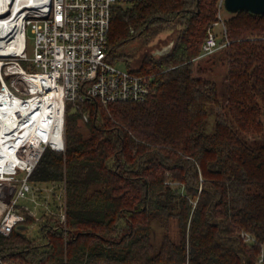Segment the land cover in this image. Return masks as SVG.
Wrapping results in <instances>:
<instances>
[{
	"label": "trees",
	"instance_id": "trees-1",
	"mask_svg": "<svg viewBox=\"0 0 264 264\" xmlns=\"http://www.w3.org/2000/svg\"><path fill=\"white\" fill-rule=\"evenodd\" d=\"M218 11L219 0L113 6L108 58L151 76L150 94L107 106L66 102L65 150L47 146L28 178L32 185L63 183L66 224L56 203L54 215L40 216L38 236L19 227L0 235L1 257L39 264H264V13H231L227 36L219 25L220 43L229 42L201 54ZM168 29V43L137 64L120 52L137 37L149 44ZM221 68L222 96L208 75ZM211 113L213 132L206 130Z\"/></svg>",
	"mask_w": 264,
	"mask_h": 264
},
{
	"label": "built area",
	"instance_id": "built-area-1",
	"mask_svg": "<svg viewBox=\"0 0 264 264\" xmlns=\"http://www.w3.org/2000/svg\"><path fill=\"white\" fill-rule=\"evenodd\" d=\"M135 1L141 0H33L29 5L23 6L22 38L17 40L13 38L9 42L11 46L19 45L21 48L0 54V103L4 107L3 111L14 105L13 109L16 110L12 109V111L17 112L16 107L20 104L23 106V100L40 92L39 90L32 91L31 88L33 84L31 79L38 73L43 74L49 83L51 82L52 85L62 90L64 113L67 101L79 105L86 99H96L102 105L107 106L119 101L144 100L151 91V76L121 68L108 58L112 8L118 3L128 4ZM223 5L224 0H219V20L209 28L201 54L212 53L229 42L226 40L221 44L220 36L214 30L216 25H221L224 29V36H227L225 18L221 15ZM28 29L34 37L32 56L27 52ZM23 61L28 64L25 65ZM1 94H6V101L1 98ZM15 100L19 102L17 105ZM83 119L88 120L85 112ZM21 130L22 127L13 130V128L8 129L5 125H0V146L3 142L7 145L3 154L4 159L0 160V235L4 236H9L16 227L21 229L28 213L36 214L35 208L19 200L30 197L34 202V207L39 203L35 192L38 187L31 186L28 178L45 148L51 146L57 150L65 149L63 131L64 137L60 149L51 143H45L42 149H39L38 154L28 158L26 162L20 160L11 167L9 165L11 157L18 155L22 158L26 155L22 152L25 147L23 143L15 148L12 143L19 140V136L23 134ZM0 155H2L1 152ZM59 206L57 211L59 220L62 224H66L65 189L59 197ZM242 236L248 242L254 240L249 232L242 231ZM263 259L262 250L259 257L260 262ZM0 264L39 263L9 260L0 256ZM42 264H68V261L64 259ZM181 264L190 263L187 260Z\"/></svg>",
	"mask_w": 264,
	"mask_h": 264
},
{
	"label": "bare ground",
	"instance_id": "bare-ground-1",
	"mask_svg": "<svg viewBox=\"0 0 264 264\" xmlns=\"http://www.w3.org/2000/svg\"><path fill=\"white\" fill-rule=\"evenodd\" d=\"M33 0H0V54L5 51L20 50L19 45L11 46L9 43L13 38L21 39L22 22L24 9ZM32 91L40 92L33 97L23 100V106L18 105L17 112H13V105L8 110H4L0 103V125H5L8 129L17 130L22 127V133L18 141H13V147L17 145L25 146L22 150L24 159L18 155L10 158L9 165L12 167L17 162L27 161L28 158L39 153V149L45 143H51L56 147H60L63 142L62 114L64 97L62 90L55 85L49 83L45 76L41 73L36 74L32 79ZM1 98L6 101V94H1ZM18 100H15L17 105ZM16 110V109H13ZM11 112V114H7ZM18 112L19 115H18ZM7 114V115H6ZM3 120V121H2ZM7 145L3 142L0 146V160L4 159V152ZM15 154V153H13Z\"/></svg>",
	"mask_w": 264,
	"mask_h": 264
},
{
	"label": "rangeland",
	"instance_id": "rangeland-1",
	"mask_svg": "<svg viewBox=\"0 0 264 264\" xmlns=\"http://www.w3.org/2000/svg\"><path fill=\"white\" fill-rule=\"evenodd\" d=\"M231 14L230 11H228L225 6H222L221 8V15L223 18L228 17ZM216 33H218V35L221 37L222 33H221V26L216 25L214 27ZM170 30H166L161 32L159 35H157L155 38H153L149 44H147L144 39H142L141 37H137L134 40H132L130 43L126 44L125 46H123L120 50V52H122L123 54L132 56L133 58H135V62L134 64H137L139 62V60L141 59V57L143 56L144 53L148 52V51H153L156 48H160L162 45L168 43L169 41V34ZM171 38V36H170ZM27 52L30 56L33 55L34 52V37L32 32L28 29V38H27ZM156 52V51H155ZM23 63L25 65L28 64V62L23 61ZM117 65L121 68H126L125 65V61L124 60H119L116 62ZM208 75H210L212 78L216 79L219 86V92H220V96H222V92L225 91V84L223 82H225V70L223 68L217 70V71H213V73L209 72ZM215 129V115L214 113H211L209 118H208V122H207V126H206V130L209 132H213ZM65 150V149H64ZM22 173V172H20ZM31 186H33L31 184ZM35 187H38V190L35 191L36 192V198L39 200V203L36 204V206L34 207V202H32L31 198L28 197V199L25 198H20V202H27V204H30L29 206L31 208H35L36 210V214H31L28 213L27 216H32L33 218H35V221H33V219L31 218L30 221L28 220V222L26 221L22 227H20L21 229H23V231H26L30 234V236L32 237H36L39 235V230H40V220H41V215L42 214H50V216L54 215L53 212H55L56 210L54 209L55 206H57V204H59V197L62 196L63 194V183L62 185L60 183H41V184H36ZM30 196H31V192H30ZM57 203V204H56ZM60 221V220H59ZM32 222V223H30ZM60 223V222H59ZM174 229L172 228V231ZM156 234L157 236H155L156 238H159L161 234H159V232H161V229L159 228V232L156 230ZM41 241V240H39Z\"/></svg>",
	"mask_w": 264,
	"mask_h": 264
},
{
	"label": "water",
	"instance_id": "water-1",
	"mask_svg": "<svg viewBox=\"0 0 264 264\" xmlns=\"http://www.w3.org/2000/svg\"><path fill=\"white\" fill-rule=\"evenodd\" d=\"M225 8L230 11L231 13H235L239 10H249L254 13H264V0H224ZM172 43L168 44L161 50L159 53H165L171 48ZM62 127L64 129L65 134V113L63 110L62 114ZM65 146V143H64ZM60 149L59 147H57ZM22 227V226H21Z\"/></svg>",
	"mask_w": 264,
	"mask_h": 264
},
{
	"label": "crops",
	"instance_id": "crops-1",
	"mask_svg": "<svg viewBox=\"0 0 264 264\" xmlns=\"http://www.w3.org/2000/svg\"><path fill=\"white\" fill-rule=\"evenodd\" d=\"M28 199V197H26ZM23 204H27V202H22ZM30 205V204H29Z\"/></svg>",
	"mask_w": 264,
	"mask_h": 264
}]
</instances>
